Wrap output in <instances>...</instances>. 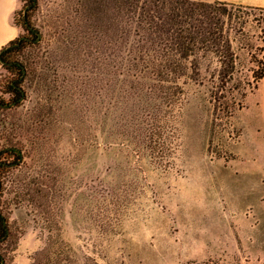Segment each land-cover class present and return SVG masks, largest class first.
<instances>
[{
  "label": "rangeland",
  "instance_id": "rangeland-1",
  "mask_svg": "<svg viewBox=\"0 0 264 264\" xmlns=\"http://www.w3.org/2000/svg\"><path fill=\"white\" fill-rule=\"evenodd\" d=\"M245 11L229 30L236 77L252 81L264 10ZM30 21L39 43L14 55L30 72L26 99L0 107V148L18 141L24 155L3 173L0 210L18 236L0 244L6 264H31L52 219L65 264H264V79L230 115L213 67L161 78L134 31L120 39L118 0H38ZM10 79L0 65V93ZM159 126L173 142L164 157L150 148ZM44 174L55 178L51 211L41 194L17 203V180Z\"/></svg>",
  "mask_w": 264,
  "mask_h": 264
},
{
  "label": "trees",
  "instance_id": "trees-1",
  "mask_svg": "<svg viewBox=\"0 0 264 264\" xmlns=\"http://www.w3.org/2000/svg\"><path fill=\"white\" fill-rule=\"evenodd\" d=\"M22 1L25 2L22 15L24 32L0 50V65L11 74L10 81L0 93L1 108L20 106L26 99L23 83L30 72L27 64L14 55L28 42L39 43L40 31L30 21V15L38 8V0ZM248 8L264 10V7L223 0H118L120 39L127 40L134 31L140 38L137 42L138 53L144 57V61L148 60L153 71L161 78L186 75L199 79L203 67L207 71L213 67L212 74L219 79V90L225 94L224 99L218 94H213V97L227 113L233 115L237 108L244 106L237 100V93L242 98L246 97L248 87L256 88L264 78V44L257 46L256 50L261 52V57H257L255 53L252 55L257 63L256 67L250 68L253 80L242 81L236 77L237 60L229 29L234 27V19L240 20ZM262 41L264 42V37ZM135 68L137 72L144 74V68H148V65L140 63ZM3 93L10 94V97H4ZM163 98L170 99L169 102L174 105L179 95L174 92L170 95L165 93ZM164 133V127L159 126L150 136V144L153 142L151 151H156L158 147L160 157L165 156L167 144L173 146V142H168ZM23 159L20 142L9 140L1 146L0 201L6 193L3 173L20 165ZM16 183L19 188L15 195L17 203L24 199L36 203L37 195L41 194L47 198V206L51 211L50 195L54 194L55 178L46 174L30 178L25 176ZM48 226L55 234L49 236L47 245L36 254L31 264H65L62 263L64 240L59 223L52 219ZM22 233L23 231L20 234ZM12 238L18 239V236L15 235L6 213L0 210V244ZM0 264H6V255L1 250Z\"/></svg>",
  "mask_w": 264,
  "mask_h": 264
},
{
  "label": "crops",
  "instance_id": "crops-1",
  "mask_svg": "<svg viewBox=\"0 0 264 264\" xmlns=\"http://www.w3.org/2000/svg\"><path fill=\"white\" fill-rule=\"evenodd\" d=\"M223 1L251 5L255 7H264V0ZM21 6V0H0V50L3 46L8 44L10 41L17 38L21 34L22 29L15 22V14L21 8ZM262 158L263 157H260V160H262ZM258 171L260 175H264V162L260 164V167H258Z\"/></svg>",
  "mask_w": 264,
  "mask_h": 264
},
{
  "label": "water",
  "instance_id": "water-1",
  "mask_svg": "<svg viewBox=\"0 0 264 264\" xmlns=\"http://www.w3.org/2000/svg\"><path fill=\"white\" fill-rule=\"evenodd\" d=\"M40 37H41V33H40ZM40 37H39V39H38V40H40ZM24 95H25V93H24ZM22 99H24V97H23Z\"/></svg>",
  "mask_w": 264,
  "mask_h": 264
}]
</instances>
